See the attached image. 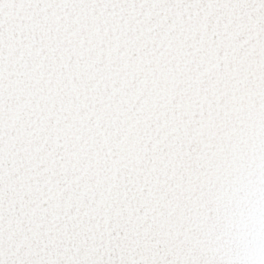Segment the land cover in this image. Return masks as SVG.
Instances as JSON below:
<instances>
[{
	"label": "snow or ice",
	"instance_id": "obj_1",
	"mask_svg": "<svg viewBox=\"0 0 264 264\" xmlns=\"http://www.w3.org/2000/svg\"><path fill=\"white\" fill-rule=\"evenodd\" d=\"M0 264H264V0H0Z\"/></svg>",
	"mask_w": 264,
	"mask_h": 264
}]
</instances>
